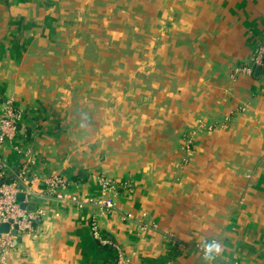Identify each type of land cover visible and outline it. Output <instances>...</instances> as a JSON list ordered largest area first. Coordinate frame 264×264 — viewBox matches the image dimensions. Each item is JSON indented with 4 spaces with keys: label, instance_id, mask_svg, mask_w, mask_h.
I'll return each mask as SVG.
<instances>
[{
    "label": "crops",
    "instance_id": "obj_1",
    "mask_svg": "<svg viewBox=\"0 0 264 264\" xmlns=\"http://www.w3.org/2000/svg\"><path fill=\"white\" fill-rule=\"evenodd\" d=\"M261 44L264 0H0L3 179L24 164L18 208L42 210L4 264H104L91 223L128 264H209L213 240L210 264H264V68L233 73Z\"/></svg>",
    "mask_w": 264,
    "mask_h": 264
},
{
    "label": "built area",
    "instance_id": "obj_2",
    "mask_svg": "<svg viewBox=\"0 0 264 264\" xmlns=\"http://www.w3.org/2000/svg\"><path fill=\"white\" fill-rule=\"evenodd\" d=\"M255 66L264 68V44L256 48L248 63L240 67H235L233 73L236 71L251 72L252 68ZM20 117V111L14 106L12 100L9 99L3 102L0 113V142H10L12 140ZM190 141V135H186L183 139L185 152L190 151ZM3 165V159L0 156V223L8 224L7 231L0 232V264L5 263L9 253L13 250L17 236L25 233L30 228L31 220L42 213L41 209L35 210L34 213H20L15 194L18 189V183L26 182L22 176L25 166L24 164L21 166L16 173L15 179L6 181L3 179ZM43 182L54 199L71 202L78 206L85 203L93 204L104 210L113 208L114 203L112 199L106 195H104L105 197L92 198L86 194L77 196L68 193L66 191V180L58 174L48 175ZM99 183L102 187V193L106 191L110 192L109 183L105 178H100ZM13 225L15 226L14 234H10L9 231L12 229ZM90 229L91 235L97 243L101 246L109 247L113 253L112 259L104 264H128L126 256L117 242L101 236L94 223H91Z\"/></svg>",
    "mask_w": 264,
    "mask_h": 264
},
{
    "label": "clouds",
    "instance_id": "obj_3",
    "mask_svg": "<svg viewBox=\"0 0 264 264\" xmlns=\"http://www.w3.org/2000/svg\"><path fill=\"white\" fill-rule=\"evenodd\" d=\"M202 251H203V257L202 259L206 262H210L213 261L214 259H216V257H218L222 251V245L218 242V241H205L202 244Z\"/></svg>",
    "mask_w": 264,
    "mask_h": 264
},
{
    "label": "water",
    "instance_id": "obj_4",
    "mask_svg": "<svg viewBox=\"0 0 264 264\" xmlns=\"http://www.w3.org/2000/svg\"><path fill=\"white\" fill-rule=\"evenodd\" d=\"M257 70H259L258 66H255V71H257ZM15 197H16V200L19 202V207L20 208H23L24 207V204L21 202L22 201L23 194L22 193H17L15 195ZM7 229H8V224L7 223H0V232H6ZM14 229H15V226L13 225L12 229L9 231L10 234H14Z\"/></svg>",
    "mask_w": 264,
    "mask_h": 264
},
{
    "label": "trees",
    "instance_id": "obj_5",
    "mask_svg": "<svg viewBox=\"0 0 264 264\" xmlns=\"http://www.w3.org/2000/svg\"><path fill=\"white\" fill-rule=\"evenodd\" d=\"M109 248V247H108Z\"/></svg>",
    "mask_w": 264,
    "mask_h": 264
}]
</instances>
